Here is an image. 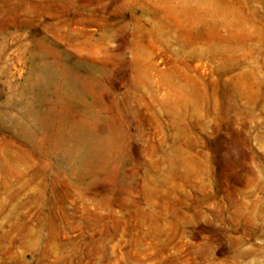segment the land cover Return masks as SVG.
Instances as JSON below:
<instances>
[{
	"label": "rangeland",
	"instance_id": "obj_1",
	"mask_svg": "<svg viewBox=\"0 0 264 264\" xmlns=\"http://www.w3.org/2000/svg\"><path fill=\"white\" fill-rule=\"evenodd\" d=\"M264 258V0H0V264Z\"/></svg>",
	"mask_w": 264,
	"mask_h": 264
},
{
	"label": "clouds",
	"instance_id": "obj_2",
	"mask_svg": "<svg viewBox=\"0 0 264 264\" xmlns=\"http://www.w3.org/2000/svg\"><path fill=\"white\" fill-rule=\"evenodd\" d=\"M248 264H264V258L253 257L248 261Z\"/></svg>",
	"mask_w": 264,
	"mask_h": 264
}]
</instances>
